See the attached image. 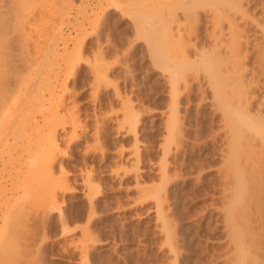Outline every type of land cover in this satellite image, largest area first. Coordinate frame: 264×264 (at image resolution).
Masks as SVG:
<instances>
[{"label":"rangeland","instance_id":"obj_1","mask_svg":"<svg viewBox=\"0 0 264 264\" xmlns=\"http://www.w3.org/2000/svg\"><path fill=\"white\" fill-rule=\"evenodd\" d=\"M0 1L2 6L6 2L9 4L8 7L7 3L3 7L0 5L1 22L9 26L8 33L12 31L16 35L9 33L10 35L6 36L5 32L0 33L5 36L4 44L10 46L6 45L7 49L4 44L1 45L3 42L0 44L8 50V53L10 52L11 57L9 56L8 60H13L10 61L12 64L18 62L20 65L22 60L25 63V58L32 56L33 62L36 61L34 69L41 66L43 73L44 71L49 73L48 76L51 78L58 72L59 81L63 83L55 88L56 95L64 93L66 105L76 103L78 114L88 126L87 139L90 144L96 146L95 150L85 154L86 144L89 143L86 142L87 139L75 141L65 148L66 156H59L56 169L60 162L65 165L64 168L69 170L67 171L69 182L77 188L76 191L69 190L70 192L57 190L58 204L62 207L60 208L62 213L59 215L55 204L52 202L49 204L48 195L51 194L47 192L49 188L41 186L40 182L44 183V179L36 174L25 177V173L21 170L18 173V169H24V166L30 165L29 161L35 160L33 157L36 152L26 153L24 144L18 145L23 141L20 143V140H14L10 135L9 140L5 138L2 139L3 142L0 140L2 143L0 144V264H242L244 260V264H264V251H262L264 250V175L260 180L246 183L241 188L239 185L236 186L240 190L243 189L239 191L240 196H236L238 199L233 202V207L240 219L251 222V229L254 224L257 226L252 230L254 234L251 233L252 236L243 238V244L239 245L247 246H244L247 255L245 253L246 256L241 257L240 251L235 250L239 246H236L237 240H234L231 227H228L230 221L228 209L220 193L223 171L231 164L229 157L225 155L226 145L222 135L225 130L223 132L224 125L220 118L222 112L220 110L213 112L206 107L207 103L201 101V97L209 96L211 89H200L199 84L192 79H190L191 90L184 91L179 98L178 106L184 115L182 121L186 129L183 132L187 137V149L177 153L171 152L167 157L166 166L171 180L167 184L168 189L164 197L165 208L168 216L173 218L172 227L176 229V237L169 241L167 233L162 230V220L157 213V199L152 195V184H157L161 176L159 163L163 156L162 146L165 141L167 142L166 118L171 111L173 96L167 75L170 73L169 68L162 66H166L163 65L165 59V64L174 66L177 56L173 54L178 53L175 52L176 48L173 45L176 43L171 40L172 38L166 37L160 27L162 19L157 9L159 2L165 0H102L101 5H98L96 0H71L67 14L58 19L61 43L58 50L62 55L61 37L64 36L69 40V49L74 40L83 44L81 51L84 55L79 59L77 66L67 71L60 70L63 66V55L61 56L60 53L58 54L60 57L55 55L58 63L49 60L44 57L46 49L42 47L38 49V43L34 41L35 37L37 38L35 33L38 23L37 0ZM46 1L47 5H52L51 1ZM153 9L157 11L154 12L155 15L151 12ZM178 12L181 14L180 10ZM87 14L94 17L96 15L98 23L96 27L88 28L86 32L74 28L79 19L80 22L86 20ZM205 26V22L202 21L200 35L203 34ZM2 36H0L1 41L4 40ZM147 37L154 41L151 39L150 41ZM170 40L171 42H168ZM201 40L202 38L200 44ZM14 42L18 46L22 43L23 48L26 49L28 46L31 53H24L27 50L23 49V52L20 49L22 46L18 47ZM163 45L169 48L173 45V47L168 49ZM153 48L154 51H151ZM9 49L14 50L9 51ZM98 49L101 52L103 49L102 53L106 55ZM0 51L2 64L4 58L2 59L1 56L4 52ZM13 51L16 54L20 52V56ZM38 53L40 55H37ZM98 53L105 56L103 59L108 66L105 65L107 67L105 81L102 80L103 83H100L102 86L95 91L94 61ZM169 55L173 56L169 57ZM12 69L11 73L14 72ZM23 72L26 71L23 70L16 75L10 74L9 83L14 87L9 84L11 89H8L9 93L6 92V96L11 98L7 101H12L11 103L9 101L8 105H3L10 106L17 101H20V104L23 102L27 104L32 101L29 98H32L34 92H31L30 96V91L26 92L29 82L26 75L28 74L30 80L32 74ZM13 77L15 78L12 81ZM25 92L28 93L27 96ZM42 93L45 97L49 96L46 91ZM103 112L108 113L110 119L104 123L105 125H101L99 132L96 117L101 116ZM11 114L7 111L5 119L10 118ZM132 114L138 119L136 131L130 128V123L134 119ZM22 115L20 113L18 119L22 118ZM123 119L124 121L120 123ZM11 120L3 121L8 124ZM13 129L8 131L11 133L15 131ZM59 130L58 137L62 138L59 139L60 147L63 149L66 139L62 135L65 131ZM136 142L140 157L137 165L135 164L137 155L133 151ZM101 145L110 149L104 158L100 150ZM25 154L29 156L31 154L30 159ZM23 161L29 163L26 165ZM85 162L87 167L91 165L94 167V180L101 181L103 192V195L94 201L95 209L91 212L90 201L83 193L86 186L82 179L83 172L80 170L85 167ZM19 163L22 164L21 167ZM108 165L114 166L118 173H109ZM16 166H18L17 170ZM59 169L57 174L60 172ZM124 173L126 175H123ZM235 177L233 171V178ZM39 184L40 186H37ZM94 211L95 215H93ZM88 215L93 217L90 219ZM2 225L7 228H3ZM247 228L250 234V225ZM87 235L90 238L87 239ZM172 244L176 246L175 249ZM84 247L87 253H83ZM258 259H262L261 262Z\"/></svg>","mask_w":264,"mask_h":264},{"label":"bare ground","instance_id":"obj_2","mask_svg":"<svg viewBox=\"0 0 264 264\" xmlns=\"http://www.w3.org/2000/svg\"><path fill=\"white\" fill-rule=\"evenodd\" d=\"M45 1L46 0L36 1L37 2L36 14L38 16L37 19H38L39 24L37 23L36 28H35L36 30L35 33L37 34V38L35 37V39L37 41L34 39L33 40L38 43V46H39L38 49L41 47L46 49L45 56H44L45 58H48L49 60L56 62L57 60L55 59H57V57H55V55L58 56L59 53L61 55V52H59L58 50L60 47L59 45L61 44L59 41L60 35L58 31L59 29L58 19L63 18V16L67 14L72 1L71 0H49L52 2V5L51 4L47 5ZM96 3L98 5H101L102 0H96ZM32 4H30L29 7H31ZM8 5L9 4L7 3V7ZM13 8L14 7H12L11 9ZM33 8L35 7L33 6ZM157 10H159V13H160L159 15H161L162 22L160 24V27H162L161 29L163 33L166 35V37L168 36L172 38L171 40H173L177 45L176 47V45L173 44L176 48L175 52L177 53L178 51L177 53L178 55L177 54L175 55V53L173 54L174 56H177L175 57L176 61L174 59L175 61V63H173L174 66L165 64L166 59L165 60L162 59L164 60V64L163 63L162 64L166 65L162 67L166 68L168 66L169 68L168 72L170 71V73L167 75L169 77L168 80L171 82V89L173 92V96L171 97L172 104L170 105L171 111H169L167 118H166L167 119L166 128L168 130V137H167V142L165 141V144L162 146L163 156L161 155L162 156L161 163H159L161 176L157 184L156 183L152 184V188H153L152 195H154L157 199V203H156L157 211H158L157 213L159 214L162 220V224H161L162 230H165V232L167 233V238H168L167 240L172 241L173 238L176 237L175 236L176 229L172 227L173 218L168 216V211L165 208L166 199L164 197L168 189L167 184L171 180V178L167 174L166 166H167V157L171 152L177 153L181 150L186 151L187 149V142H186L187 137H185L186 133L184 134L183 132L186 129L182 121V117L184 115L180 112V109L178 108V106L180 105L179 98H181V95H183L184 91L191 90L190 79H192L193 81H196L199 84L200 89H204V90L205 88L211 89V94L209 96L202 95L201 97V101L204 100L205 104L207 103L206 107H209L211 110H213V112H217L219 110L222 112L220 118L224 125V129L222 128L223 132L225 130V133L222 134L224 135V139H225L224 142L226 145L225 155L229 157L228 159L230 160L231 164H229V166H226L223 171L224 174L222 175L224 179L222 178L223 185L221 184L222 186L220 188L222 189L220 190L221 191L220 193L228 209L227 210L228 217H229L228 220H230L228 227L229 226L231 227V231L233 233L232 236L234 237V240H237V244L235 241H234L235 242L234 244H236V246L238 247L239 245L243 244L244 242L243 238L250 237L254 234V232L252 233V230L254 229V227L257 228V226L256 224H254L255 226L252 224L253 228L251 229V222L249 221L246 222L240 219L238 212L233 207V202L236 199H238V197L236 196L237 195L240 196L239 191L243 189L242 188L240 190L236 186L239 185L241 188V186L243 187V185H246V183L255 182L257 180H260L262 176L264 175V0H165L163 2H159ZM179 10L181 14H178ZM8 12L9 11H7V13ZM13 12L15 13L16 10H14ZM20 12L21 11H19V14ZM151 12H153V15H155L154 9ZM155 13H157V11ZM8 14L11 15L10 12ZM29 14L31 15L32 13H29ZM21 16L23 17V14ZM95 17L92 16L91 14H87V18L85 21L80 22L81 19H79V22H80L79 23L78 20H76V22L78 23L75 22L77 26H74V28L77 27L78 29H81L83 31H85L88 28H95L96 25L98 24L96 22L97 17L96 18ZM18 20H19V17H18ZM1 21H2V17L0 15V33L5 32L7 36V34L10 33V32L8 33L9 26L3 25ZM202 21L205 22L206 26H205V30L203 29V34L200 35L199 32L202 33V30H200V24L202 23ZM27 34H29V32H27ZM12 35H15V34L12 33ZM2 38H4V40L2 41L0 40V44L3 41L6 42L5 36L4 37L2 36ZM147 38L146 40L149 39ZM201 38H202L201 40L202 42L200 44L199 41ZM6 39L8 40L9 38H6ZM10 39L12 40L13 38H10ZM61 39H60L62 42L61 47L63 49L62 50L63 51L62 52L63 66L62 67L59 66V67H60V70L62 69L63 71L71 70L73 69V67H75L76 64H78L79 59L82 58V55H84V53L82 54V51H81V45L83 44H80L78 41L74 40L75 42L72 44L71 49H69L70 45H69L68 38L62 36ZM150 39L152 40V38ZM171 40L168 42H171ZM4 42L1 45H3ZM148 43L149 42H147V44ZM14 44L18 46L15 42ZM22 45L23 44L21 43V46ZM164 45H166V43H164ZM173 45L170 46V48H172ZM21 46H18V47H21ZM148 46L149 45H147V47ZM151 47H153V45ZM6 48L8 49V47ZM6 48L4 49V46H2L0 49L2 50V53L4 52L3 53L4 55L2 54L3 56H1L2 59L4 58V61L2 62V64L0 61V140H2L3 138H5L6 140H9V135H10V137L12 136L14 140L15 139L17 141L20 140V143L21 141H23L22 144H18V143L17 144L20 146L21 145L23 146L24 144L26 153H28V151L36 152L35 153L36 155L33 157L35 158V160L31 158L33 162L29 161L30 165H27L29 162L26 163L25 161H23L26 163L27 166H24V169L22 168L23 170L18 169V166H16L17 167L16 170L18 169V173L20 172V170L23 173H25L24 174L25 177L26 176L28 177V175L31 176V174L35 176L36 174L37 176L44 179L45 181L44 183L42 181L40 182L39 179L38 181L41 183V186H44L45 188L47 186L49 188L50 191L46 190L47 192L51 193V194L48 193L49 194L48 196H50V200L48 199L50 201L49 204L54 203L55 207L58 208L59 215H60V213H62L60 208L62 207H60L61 205L58 204L59 194L57 195V190L62 189L66 192H70L69 190H75L77 188L72 186L71 183L69 182L68 176H67V171L69 170L65 169L64 168L65 165L63 166L62 164H60L61 162L59 163V166H58V168H60L59 169L60 172L58 171L59 173L57 174L58 168L56 169L55 167L56 162L59 161L58 160L59 156H66L67 150L65 148H67L68 146H71L70 145L71 143L75 141L87 139L88 134H89L88 126L86 122L78 114V110L75 107L76 103L66 105L64 104L65 102L64 93L60 95H56L55 88L61 83H63V81L61 82L59 81L60 78H59L58 72L56 73L54 77L52 76V78H54L52 79L51 77L48 76L49 73L47 74L45 73V71L43 73L41 66L34 69V66H35L34 63L36 61L33 62V59H31L32 56L31 58L28 57L29 59L26 57L25 63H24V60H22V64L24 63L23 65L21 64V62H20V65L18 62L17 64L13 63L14 64L13 65L12 63H10L11 59L10 61L8 60L10 56L9 55L10 52L8 53V50H6ZM166 48L170 49L169 46ZM20 49L22 51L23 49L24 51L27 50L26 52L23 51L24 53L30 52V49L28 46H27V49L25 47L23 48V46ZM10 50H14V49H9V51ZM151 51H154V48ZM6 52L8 53V55ZM13 52H12V55H13ZM102 52H103V49H102ZM19 53L17 54L19 55ZM39 53L37 55L41 54ZM98 54L96 55V58L94 61L95 62L94 82L96 85H94L93 88L95 91H98L99 87L102 86V84L100 85L102 80L103 82L105 81L104 80L106 76L105 70L107 68L105 66L107 65V62H105L103 59L105 56L102 55L104 53H102L101 55L100 53ZM60 55L58 57H60ZM21 56L23 57V55ZM171 56L169 55V57ZM11 62H13V60ZM11 69L14 72L11 73ZM23 70L26 72H30V74H32L29 80V78L27 77L28 74L26 72H23L27 74L26 79H28L29 81L26 87V92L30 91L29 96L31 92L32 93L34 92L31 95L32 98H29V100L32 99V101H29L30 104H28L29 102L26 104V102H23V101H21L23 103L20 104V101H17L16 103L14 102V104H11L10 106L3 105V104L8 105L9 101L10 103L12 101V100L7 101L8 99H11V98L7 97L8 95L6 96V92L7 94L9 93L8 89H11V87H9V84H10L9 80L11 78L10 74H13V73H15V75L20 74L22 73ZM34 70H36L35 73H33ZM14 78L15 77H13L11 80L13 81ZM53 80H56V81L53 82ZM10 85L12 86V84ZM25 86L26 85L24 84V87ZM18 90L20 91V87ZM44 91L48 92L49 94V96H47L48 98L45 97L44 94L42 93ZM27 94L28 93H26L25 96H27ZM12 98H14V96H12ZM33 98L35 100H33ZM7 111H10V114L12 113L11 114L12 116L8 115L10 116V118H7V119L8 120L12 119L11 122L8 124L7 122L4 123L3 121V120L7 121V119H5V117L7 116L5 115ZM20 113L23 115H22V118L18 119L20 117L19 116ZM24 114L26 115L24 116ZM134 115L135 114H132L133 117ZM96 119L98 122L97 131H99L101 125L106 123L110 119V115L108 113L103 112L101 113V116L100 115L97 116ZM123 121L124 119L120 123H122ZM137 123H138V119L137 117H134V119L130 123V128L136 131ZM12 128H14L13 130L15 131L10 133L8 130ZM59 129L65 131L64 135H62V137L66 139V144L64 145L65 147H63V149L60 147L61 141L59 142V139L61 136L59 134L60 137H58V131H60ZM60 140H62V138ZM10 141H12L13 144H15L13 140H10ZM86 142H89V140L87 139ZM86 145L87 146H86L85 154H88L90 151L95 150L96 146L94 144H90L89 142ZM106 147L107 146L104 145V147L102 146L100 149L103 158L108 155V150L110 151V149ZM133 151L135 152L134 154L137 155L135 158L137 162L136 163L134 162L137 165L139 162V158H140L138 155L139 149H138L137 142H136V148ZM25 155L28 156V158L31 156V154L30 156L29 154H25ZM21 157L22 156H20V158ZM113 167L109 168V173L117 174L118 170ZM222 168L223 166L221 167V169ZM80 170L81 172H83L82 176L84 177L82 179L84 181V185L86 186V189L84 190L83 193H84V196H86L90 201L89 209L91 212L92 210L95 209L94 201L95 200L97 201L99 196L103 195V192L101 189L102 186H100L101 181L98 180L100 182H97V180L96 181L94 180L95 179L93 175L94 167L92 165L90 167H87L86 162H85V167L80 168ZM233 171L236 174L235 178H233ZM123 175H126V174L124 173ZM37 186H40V184ZM235 188L239 190L237 191ZM95 211L93 212V215L96 214ZM92 217L93 216H90V219ZM6 222L7 221H5L4 223ZM6 224H7L6 226H8V223ZM245 225L246 227H244ZM249 225H250L249 230L251 231L250 234L247 228V226ZM2 226L3 228L5 227L4 225ZM88 238L90 237L88 236L87 239ZM172 246L174 249L176 248V246H174L173 244ZM242 246L243 247L239 246V248H236L235 250L240 251V253L243 255V256L240 255V253L238 252L239 256L245 257L247 255L246 253L247 249L244 246L246 245H242ZM85 249L86 247H84L83 253H87ZM233 249H234V245H233ZM245 253L246 255H244ZM260 260L259 262H261ZM244 263H245V260L244 262H242V264Z\"/></svg>","mask_w":264,"mask_h":264}]
</instances>
